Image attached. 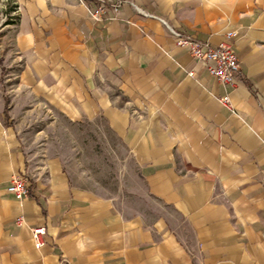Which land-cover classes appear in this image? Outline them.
<instances>
[{"label":"crops","instance_id":"crops-1","mask_svg":"<svg viewBox=\"0 0 264 264\" xmlns=\"http://www.w3.org/2000/svg\"><path fill=\"white\" fill-rule=\"evenodd\" d=\"M132 1L95 20V0H19V73L6 92L0 81V264H264V0ZM168 26L212 45L235 31L241 82L217 81ZM41 107L108 119L126 196L77 187L60 157L27 150L15 118Z\"/></svg>","mask_w":264,"mask_h":264},{"label":"rangeland","instance_id":"rangeland-1","mask_svg":"<svg viewBox=\"0 0 264 264\" xmlns=\"http://www.w3.org/2000/svg\"><path fill=\"white\" fill-rule=\"evenodd\" d=\"M19 12V0H0V81L4 91L19 73L14 50ZM46 108L15 118L27 150L60 157L77 187L103 197L126 196L133 185L126 179L127 152L108 119L98 116L71 121L57 110L48 113Z\"/></svg>","mask_w":264,"mask_h":264},{"label":"built area","instance_id":"built-area-1","mask_svg":"<svg viewBox=\"0 0 264 264\" xmlns=\"http://www.w3.org/2000/svg\"><path fill=\"white\" fill-rule=\"evenodd\" d=\"M86 3L89 0H79ZM96 5L89 6V12L95 20H101L104 16L114 18L120 6L123 3H130L137 9V5L132 0H95ZM145 15L149 13L143 12ZM171 33L176 37L177 44L186 47L191 55L198 59L206 67L208 72L222 84L235 85L241 82L238 75L241 72V65L236 51L233 47L232 39L235 36V31L226 33L225 38L217 45H212L207 41L199 40L192 35L185 34L173 27L168 26ZM221 102L230 106L229 96L221 98ZM7 191L17 199H23L29 195V187L27 178L21 175L12 176L9 184L6 187ZM18 222L22 223L23 218H18ZM47 230L44 226L32 228L33 238L38 246L44 243L43 236Z\"/></svg>","mask_w":264,"mask_h":264}]
</instances>
